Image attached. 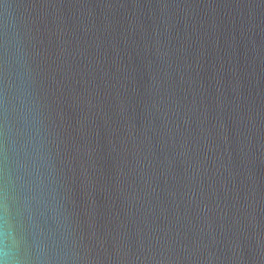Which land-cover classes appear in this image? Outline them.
Instances as JSON below:
<instances>
[{
	"label": "water",
	"instance_id": "obj_1",
	"mask_svg": "<svg viewBox=\"0 0 264 264\" xmlns=\"http://www.w3.org/2000/svg\"><path fill=\"white\" fill-rule=\"evenodd\" d=\"M3 248L264 264V0H0Z\"/></svg>",
	"mask_w": 264,
	"mask_h": 264
},
{
	"label": "clouds",
	"instance_id": "obj_2",
	"mask_svg": "<svg viewBox=\"0 0 264 264\" xmlns=\"http://www.w3.org/2000/svg\"><path fill=\"white\" fill-rule=\"evenodd\" d=\"M0 264H17V261L10 257L6 248L0 249Z\"/></svg>",
	"mask_w": 264,
	"mask_h": 264
}]
</instances>
